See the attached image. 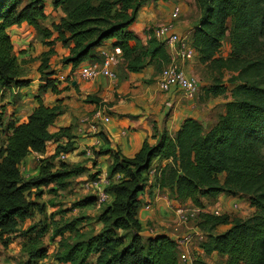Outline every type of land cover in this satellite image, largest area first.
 <instances>
[{
  "label": "trees",
  "instance_id": "obj_1",
  "mask_svg": "<svg viewBox=\"0 0 264 264\" xmlns=\"http://www.w3.org/2000/svg\"><path fill=\"white\" fill-rule=\"evenodd\" d=\"M47 1L0 0V102L5 91L31 83L23 78L8 29L27 23L48 48L40 57L38 105L28 121H7L0 105V140L7 134L6 142L0 145V241L4 245L12 242L21 223L32 218L36 208L44 212L43 206L30 200L33 190L36 196L43 188L49 192L55 191L53 187L63 190L83 171L58 160L68 151L69 143L53 156L40 159L36 177L25 179L21 169L31 153H43L48 142L67 137V129L56 134L49 131L63 109L51 107L42 99L48 90L57 96L62 93L57 71L51 66L56 43L69 49L61 64L73 71L111 39L115 40L113 47L122 51L129 72L138 73L152 65L160 73L170 64L168 48L155 37L154 29L146 30V44L131 30L147 3L170 0H51L64 16L49 27L44 25ZM196 2L201 17L190 42L199 63L219 73L205 89L206 96L227 95L222 72L231 73L228 82L233 88L224 113L208 127L188 118L174 136L164 131L155 144L146 140L133 158L112 153L109 175H120L121 179L106 189L110 201L96 220L102 229L98 233L84 231L80 225L86 217L62 224L52 222L51 230L47 221L45 227L41 222L29 227L20 235L27 239L23 245L26 264L49 257L48 247L33 244L47 234L52 242L61 237L53 255L61 264H181L174 238L162 233L142 236L140 197L151 188L168 192L180 204L190 201L200 209L196 226L204 236L200 244L204 255L196 256L193 264H209L206 258L214 254L225 264H264V0ZM226 39L231 51L224 58L220 51ZM157 160L170 162L165 167L156 166L151 179ZM221 195L247 198L255 212L247 219L205 212L206 202L216 204ZM95 201L89 196L74 207L86 208ZM223 226L228 229L217 233Z\"/></svg>",
  "mask_w": 264,
  "mask_h": 264
},
{
  "label": "crops",
  "instance_id": "obj_2",
  "mask_svg": "<svg viewBox=\"0 0 264 264\" xmlns=\"http://www.w3.org/2000/svg\"><path fill=\"white\" fill-rule=\"evenodd\" d=\"M175 5L177 4L171 1L147 3L138 13L137 20L131 26V30L146 44L148 41L146 30L154 29L156 31L160 27H155L159 17L168 18L167 23H169L171 11ZM45 13L47 18L44 25L47 27L58 22L64 16L61 10L53 7L51 0L46 3ZM176 30L183 35L188 31L186 28L178 26H176ZM8 33L12 38L14 50L19 59L23 78L31 80V83L22 89L12 88L5 91L2 94L0 105L4 106L7 121L12 120L22 124L28 121L29 116L38 105L36 97L39 95L40 86V57L48 48L43 45L36 30L27 23L10 27ZM114 42V39L105 42L74 71L71 66L61 64V60L69 55V49L60 43L55 45L56 53L51 59V66L57 71V75L67 76V81L59 85V89L62 90L60 95L57 96L48 90L43 94L42 99L51 107L60 106L63 109L62 115L49 128V131L56 134L61 129H67L65 132L67 137L51 140L47 143L43 153H31L23 162L21 169L25 179L36 177L39 174L40 159L53 156L61 146L70 145L64 163L70 167H80L83 171L71 178L68 187L63 190L53 187L55 191L49 192L50 189L43 188L44 191L40 196H36V190H33L30 200L43 206L44 212H40L36 208L33 217L21 223L19 232L14 237V239L17 237L21 239V249L18 248V250L24 257L23 261L28 260V256L23 252V245L27 239L21 237V233L29 227L46 221L47 214L52 216L49 222L47 220V223L50 224V230L52 229V222L66 219L68 215L57 203L52 202L53 207L50 208L49 205L40 202L41 198L44 197L46 201L54 197L62 198L69 191H73L71 193L78 198L77 201L89 196L94 197V194L85 190L83 185L96 175L109 172L112 153L120 152L127 158H133L146 140L155 144L164 131L174 136L188 118L196 119L208 127L214 124L218 117L224 113V104L230 100L226 99L225 96L207 97L205 89L209 87V84L198 79L200 94L195 101L188 100L181 90L173 89L170 92H162L158 86L162 72L157 73L152 65L138 73L129 72L122 57L119 64L113 67L116 79L105 77H98L94 80L82 79L78 74L79 70L98 63L103 54L114 51ZM168 52L170 53L171 50ZM94 55L98 56L94 57ZM193 65V62H189L185 64L184 68L189 76L195 78L192 73ZM89 97L92 99L87 101ZM99 110L102 111L104 117L110 118L109 122L106 123L103 118H95V114ZM6 138L7 134L4 133L0 145L6 142ZM106 151L109 153L100 154ZM89 152H93V155H90ZM169 162L157 160L155 166L165 167ZM47 193L48 195H46ZM227 197L237 199V197L221 195L217 201H214L215 205L227 208L229 203L226 200ZM140 198L142 207L139 212V219L143 228L142 236L150 237L149 229L156 227L158 230L163 228V231H159L160 233L176 239L173 233L168 231L174 228L178 222L176 208L180 206V203L171 199L168 192L156 188L145 191ZM184 203L183 205L200 212V209L194 207L190 201ZM74 211L87 212L84 217L89 216L92 212H95L93 217L99 215L98 209L94 205L86 208H75ZM59 213L62 214L61 218L56 220L55 215ZM40 215L45 217L44 220L36 219ZM80 227L84 228V231L88 229L85 223H82ZM96 227L98 228L99 224ZM221 229L227 230L228 227L223 226ZM60 241L61 237L53 241V245L48 248L49 256L52 252L58 251ZM0 247H3L1 243ZM11 255L13 254L9 253L5 257ZM5 257H0V264H13L10 258ZM47 261L48 258L40 260L37 264H47ZM51 264L61 263L52 260Z\"/></svg>",
  "mask_w": 264,
  "mask_h": 264
},
{
  "label": "built area",
  "instance_id": "obj_3",
  "mask_svg": "<svg viewBox=\"0 0 264 264\" xmlns=\"http://www.w3.org/2000/svg\"><path fill=\"white\" fill-rule=\"evenodd\" d=\"M181 14V5H175L171 11V22L161 26L155 31V37L160 42L165 43L168 50H171L169 53L170 64L162 71L158 86L162 92H170L173 89L181 90L188 100L195 101L200 92L199 82L196 78L189 76L184 67L185 64L193 62L196 59L197 53L192 47L188 36L178 33L176 25L173 23L181 17ZM121 57L122 51L115 48L111 53H105L102 55V63H94L90 66L81 68L78 74L85 80H94L98 77H105L114 80L116 79V74L113 71V67L119 64ZM58 80L61 83L65 82L67 81V76L60 74L58 75ZM95 118H103L106 123L110 121L109 117H104L101 110L95 114ZM89 154L93 155V152H89ZM66 159V153L62 152L59 156V160L66 161ZM155 173L156 166L150 172L151 179ZM120 179V175L110 177L109 172H102L85 182L83 188L94 194L96 199L94 206L101 210L102 207L107 205L110 201V196L106 192V189ZM234 208L237 209L238 205H235ZM205 212H210L214 215H221L219 209L206 210ZM199 213L200 212L197 211V214ZM176 216L178 218V222L175 225L176 231L179 230V227L190 229L188 226L191 220L195 217L194 212H189V210L180 205L176 208ZM149 233L150 235H156L160 232L158 231V228L152 227L149 229ZM175 240L179 247L178 256L181 264H193L196 256L204 255L200 246L197 253H192L193 243L199 241L201 244L204 240V236L197 226L184 233L182 236H177Z\"/></svg>",
  "mask_w": 264,
  "mask_h": 264
},
{
  "label": "rangeland",
  "instance_id": "obj_4",
  "mask_svg": "<svg viewBox=\"0 0 264 264\" xmlns=\"http://www.w3.org/2000/svg\"><path fill=\"white\" fill-rule=\"evenodd\" d=\"M171 2L175 3V4H179L181 5L182 8V14L181 17L174 21L173 23L181 28H186L188 31L184 34L187 35L189 39H191V35H192V30L194 28V26L198 23L200 17H201V9L198 6L196 0H170ZM168 18L167 19H162L161 17L158 18V22L155 25V27L157 28L158 26L161 27V25L163 26V24H167ZM170 22H171V18H170ZM158 27V28H160ZM157 28V29H158ZM231 51V47L229 44L228 39L225 40L223 47L220 51V56L221 57H228ZM194 65H193V74L195 76L196 79L198 80H203L205 82H207L209 84V86H211L214 83L215 78L219 77V73L215 70H212L211 67L207 66V65H203L200 64L198 59L196 58L193 61ZM231 76V73L224 70L222 72V79L223 82L226 84V87L228 88V94L225 95L226 99H231V91L233 88V85L230 84L228 82L229 78ZM200 94V93H199ZM198 98V97H197ZM73 191H69L68 193H65L63 195V197H54L53 199L46 201V199L43 197L41 198L40 202L45 203L47 205H49V207H53V203H57L59 206H61L60 208L65 214H68L66 216V219L63 218L61 221H57V223H65L66 222H70L73 221L75 219H80L82 217H84V215L87 214V212L83 213L80 211H74L75 210V203L78 202V198L74 196L73 193H71ZM48 195V193L46 194ZM82 197V196H80ZM226 200H228V207L227 208H221L220 206H217L215 204H212L210 201L206 202V208L205 210H212L213 208H220V212L221 214H229L232 217H239V218H243V219H247L250 218L253 213L255 212V209L251 207L249 201L247 198H242V197H237V199L235 198H229L227 197ZM181 206H183V208L189 210V212H194L195 217L191 220L190 224H189V228L190 229H186L185 227H179V230L176 231L175 227L170 229L168 232L173 233V236H175V238H177V236H182L184 233L188 232L189 230H191L192 228H194L197 224V211H193V208L188 207L186 205L180 204ZM235 205H238V208H234ZM57 212V211H56ZM70 212H73L72 214H69ZM97 212H101V210L98 209ZM93 213H90L89 216H87L84 220H85V225L87 226V233H98L103 225L99 224V227L97 228V217H93ZM62 214H56L55 216L57 217L56 220H59L61 218ZM42 216V218H41ZM65 216V215H64ZM98 216V215H95ZM49 214L46 215V221L50 219ZM38 218L43 219L44 220V216L40 215L38 216L36 219L38 220ZM42 227H45L44 222H41ZM56 224V222H55ZM163 228H161L158 231H163ZM183 230V231H182ZM225 229H219L217 231V233H221L223 232ZM161 234V233H159ZM163 234V233H162ZM50 235V234H49ZM46 236L43 238V240H36L35 242H33V244L36 246V248L39 247H48L50 248L51 245H53V242L51 241V237L50 236ZM68 235V234H67ZM1 245L3 247H0V257L4 258L7 254L12 253L13 255H11L10 257H5V258H10L13 262V264H26L27 260H24V257L22 255V253L18 250V248L21 249V239L20 238H15L12 243H10L8 246L4 245L2 241H0ZM200 243L199 241H195L193 243V247H192V253H197L198 249H199ZM7 250H10V252H7ZM24 252V251H23ZM55 253L52 252V254L48 257V261L47 264H51V261L53 260L55 262V260L53 259V255ZM27 255V254H26ZM197 255V254H196ZM206 261L209 264H225V260L222 257H219L218 255H213L210 258H206Z\"/></svg>",
  "mask_w": 264,
  "mask_h": 264
}]
</instances>
